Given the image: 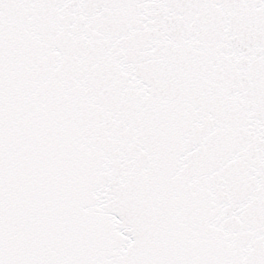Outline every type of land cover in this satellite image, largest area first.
I'll return each instance as SVG.
<instances>
[{
    "label": "snow or ice",
    "instance_id": "6c2138e0",
    "mask_svg": "<svg viewBox=\"0 0 264 264\" xmlns=\"http://www.w3.org/2000/svg\"><path fill=\"white\" fill-rule=\"evenodd\" d=\"M0 264H264V0H0Z\"/></svg>",
    "mask_w": 264,
    "mask_h": 264
}]
</instances>
